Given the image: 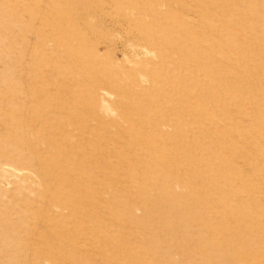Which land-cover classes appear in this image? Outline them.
Wrapping results in <instances>:
<instances>
[{
    "label": "rangeland",
    "instance_id": "1",
    "mask_svg": "<svg viewBox=\"0 0 264 264\" xmlns=\"http://www.w3.org/2000/svg\"><path fill=\"white\" fill-rule=\"evenodd\" d=\"M0 264H264V0H0Z\"/></svg>",
    "mask_w": 264,
    "mask_h": 264
},
{
    "label": "bare ground",
    "instance_id": "2",
    "mask_svg": "<svg viewBox=\"0 0 264 264\" xmlns=\"http://www.w3.org/2000/svg\"><path fill=\"white\" fill-rule=\"evenodd\" d=\"M149 54V53H148Z\"/></svg>",
    "mask_w": 264,
    "mask_h": 264
}]
</instances>
